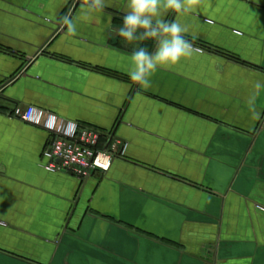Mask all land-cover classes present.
I'll use <instances>...</instances> for the list:
<instances>
[{
	"label": "crops",
	"instance_id": "crops-1",
	"mask_svg": "<svg viewBox=\"0 0 264 264\" xmlns=\"http://www.w3.org/2000/svg\"><path fill=\"white\" fill-rule=\"evenodd\" d=\"M82 3L0 0V264H264V88L261 120L247 104L264 83V0L164 14L201 51L147 89L118 35L128 0L95 22ZM27 106L120 140L110 170L48 171L52 134L12 114Z\"/></svg>",
	"mask_w": 264,
	"mask_h": 264
},
{
	"label": "clouds",
	"instance_id": "clouds-1",
	"mask_svg": "<svg viewBox=\"0 0 264 264\" xmlns=\"http://www.w3.org/2000/svg\"><path fill=\"white\" fill-rule=\"evenodd\" d=\"M201 0H128L123 25L118 30L119 37L126 44H135L131 55L132 67L128 73L131 81L142 88L151 87V77L159 68H168L179 63L182 58H190L201 50L194 45L197 37L187 38L189 29L179 19L165 20L168 12L174 14L196 13ZM106 0H83L79 20L95 22V13L103 11ZM62 24L68 34H77V21L71 14L62 17ZM155 42L152 52L141 46L145 41ZM255 92L247 104L254 120H261V113L255 108L256 96L264 83L257 81Z\"/></svg>",
	"mask_w": 264,
	"mask_h": 264
},
{
	"label": "built area",
	"instance_id": "built-area-1",
	"mask_svg": "<svg viewBox=\"0 0 264 264\" xmlns=\"http://www.w3.org/2000/svg\"><path fill=\"white\" fill-rule=\"evenodd\" d=\"M13 111L21 120L51 132L52 140L46 148L44 164L50 172L85 180L95 171H108L113 158L120 154L122 143L118 139H113L109 148L100 147L103 135L98 130L82 127L35 106L17 107Z\"/></svg>",
	"mask_w": 264,
	"mask_h": 264
},
{
	"label": "rangeland",
	"instance_id": "rangeland-1",
	"mask_svg": "<svg viewBox=\"0 0 264 264\" xmlns=\"http://www.w3.org/2000/svg\"><path fill=\"white\" fill-rule=\"evenodd\" d=\"M102 141H103V140H102ZM103 148H108V147H103ZM115 157H116V156H115ZM258 207H262V206H259V205H258Z\"/></svg>",
	"mask_w": 264,
	"mask_h": 264
}]
</instances>
